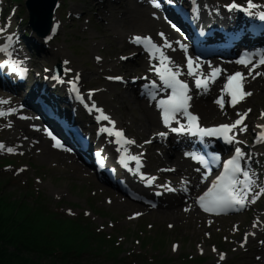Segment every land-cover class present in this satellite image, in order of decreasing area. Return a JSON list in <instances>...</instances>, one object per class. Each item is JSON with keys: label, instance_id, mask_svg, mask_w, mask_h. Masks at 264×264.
<instances>
[{"label": "rangeland", "instance_id": "rangeland-1", "mask_svg": "<svg viewBox=\"0 0 264 264\" xmlns=\"http://www.w3.org/2000/svg\"><path fill=\"white\" fill-rule=\"evenodd\" d=\"M25 1L3 0L5 12L4 9L0 10V21L3 12L6 20L0 23V32H4L3 39L12 37L10 41L15 42L13 46L27 59L29 64L35 56L34 64L37 67L31 64L33 70L29 82H49L52 74H49L46 69L52 71L61 61H66L70 63L68 70L70 73L80 74L81 78L84 76L81 85L87 98L91 99L92 94L91 100L100 103L97 94L105 84H101L100 87L92 82L103 74H95L93 80H88L85 75L92 76L93 71H98L96 68L97 65L99 66L98 62H117V51L124 50L121 48L124 40L121 39L119 29L109 26V23H112L113 3L116 0H60L56 12L57 21H55L58 32L54 41L49 44L45 43V45L27 28L28 15L25 10ZM237 1L240 2V0ZM259 3L264 4V1ZM133 33L142 36L144 34L140 29L131 30L130 36ZM26 44H29V48ZM36 46H38L37 50ZM48 50L49 56H46ZM122 54L128 61L133 60L131 56L135 57L138 63L140 51L139 53L135 50ZM132 64L135 65V62H122L120 68L122 66L126 70L129 67L131 69L129 68L128 72L124 69L114 72L117 74L114 78H124L122 85L132 84L136 87L141 84L143 86L147 83L144 82L146 73L140 70L141 64L137 66ZM104 73L108 72L104 71ZM112 90L106 93L108 100L103 107L107 112L122 114L123 110H117L118 104L113 99L117 91L112 92ZM260 93L261 96L249 98L239 112L240 114L247 113V118L252 121L246 138H244V148L254 156L252 169L256 176V195L254 201L250 202L252 207L249 206L247 211L232 219L212 221L202 215L196 218L191 217L189 220L182 218L179 221L159 219L153 215L136 219L139 210H128L122 206L130 204L127 198L106 190L88 171L82 172L77 160L75 161L71 154H67V151L66 156L70 158L69 161L62 162L59 157L55 156L45 160L47 154L38 149L39 143L33 144V141H28L23 132L22 123L17 124L16 120L10 118L0 120V143L5 146L0 151V162L9 159L14 164L13 169L0 170V181H3L5 176L11 179L5 183L4 190L7 195L3 192L4 196L14 198L11 199L16 202L22 201L24 205L27 204L26 206L33 208L37 207L33 193L39 194L38 204L40 205L25 211V214H28L32 220L38 221L36 227L41 226L42 223L48 224L52 220L50 215L46 219L45 206L48 210L61 214L55 218L63 216V218L75 220L80 217L85 222H89L84 227L90 226L91 223L95 230L106 234L113 233L119 238L123 249L117 264H137L136 262L142 261L145 257L166 260L170 264H185L187 259L203 260L200 264H264V224L260 229L252 230L254 222L264 216V146L253 149L254 137L249 135L259 120L264 123V115H262L264 114V90ZM23 97L24 95H21L18 99ZM133 104H131L133 112L138 114ZM17 106L20 110L25 108L22 99ZM28 114L39 126L44 138H49L37 117L32 112ZM237 114L230 113L227 118L219 117L208 122L207 125L232 121ZM128 116H130L128 112L123 114L122 119L126 121V125H122L120 129L126 130L132 139L135 137L142 141L144 136L138 134L135 127L130 125L127 120ZM8 148L14 151L9 152ZM160 150L148 153L145 163L147 168L144 171L148 172V177L152 175L151 179L163 174L162 159L164 156L161 155ZM162 179L165 183L167 182L164 176ZM202 189L195 195L199 194ZM152 239L153 242L149 243ZM158 241L163 246L160 249L156 246ZM131 252L139 254L129 256ZM41 257L33 253L28 257L27 263L60 264L54 259ZM78 261L79 264H105L110 259H106L105 256H89L83 259V262L80 260L71 262L77 263Z\"/></svg>", "mask_w": 264, "mask_h": 264}, {"label": "bare ground", "instance_id": "bare-ground-1", "mask_svg": "<svg viewBox=\"0 0 264 264\" xmlns=\"http://www.w3.org/2000/svg\"><path fill=\"white\" fill-rule=\"evenodd\" d=\"M171 0H156V3H149L146 4V0H116L115 3H113V11H112V23H109V26L113 28H117L120 31L121 39L124 40L122 43L123 46L121 48H124V50H118V61L112 62V61H102L101 63L98 62L99 66L97 65L96 68L98 71H93L92 76L85 75V78L88 80H93L95 74H103V76L99 78H95V80L92 82L95 86L101 84H105L101 90L98 91V96L100 98V106L101 108L99 110H102L104 115L109 117V120H102L106 124L109 125L110 128H113L115 130L120 129L122 125H126V121L123 118V114H130L128 116V121L130 122L131 126H134L137 130L138 134H141L144 136L142 141H139L137 138H134L135 145L130 144H122V150L128 151V154L130 156H135L139 159V164H137L136 160H133V164H130L129 162L125 163L124 165L126 168H123V163L121 162V159L119 158V153H116L114 149L118 145L117 143V137L112 135L111 140L112 142L115 141L114 147L111 146L112 143H108L105 140H93V134L92 133V122L89 121L84 117L86 114V111H80V120H82V129L85 136H87L90 144V151H94L100 155H102L106 160V166L108 169L115 171L118 178L122 181H125L129 184L131 189L135 192L136 195H138L137 203H130V204H123L122 206H125V208L129 209H137L141 212L143 217L148 216H156L159 219H172L173 221H179L182 218L189 220L191 217H197L200 216V212L198 208L192 203V200L194 198V194L197 190L202 188L203 186L207 185V182L210 178V174L206 171H203L201 168V165L190 158L188 155L184 154L183 150V144L181 143V140L183 141L185 137L187 136H181L177 137L173 135V138L169 142H164V139L161 137L163 135H160L161 133L166 132L167 126L164 124L163 119L161 117V109H159L158 102L157 101H149L145 100L144 96L146 95L145 88L141 85L138 86L136 89L131 87V84L123 87L120 85L119 82L114 83V79H111L114 77V72L125 69V67L120 68V65H122V61L124 60L123 54L124 52H134L135 47L141 45V43H137L134 41V37H142V35L133 33L130 36L131 30L136 31L137 29H140L144 34L143 37H150L151 39H154L158 46L163 50V53L166 57H168L170 64L168 66L173 71H178L181 76H184L185 79H187L191 85H192V91L194 92V89L196 88L195 77H192L188 74V60L191 59L193 61V68L194 71L198 73L197 76L200 75H206L209 77L214 69H220L221 71L218 73L219 77L217 79H214V81H209V87L206 89L207 92L200 95L199 101L198 98L192 97L191 100V109L190 113L193 114H199L201 121L203 124L207 125L208 122H212L219 117H221V109L218 106L213 105L214 97L218 93H221V80L228 70L232 69H239L240 67L238 65H202L198 62V60L189 52L188 48L184 46L182 41L178 38L176 33L169 30L168 26L166 28V23L164 21V18L162 15H159L155 11V7L152 6H158L160 10H162L165 14V17H171L174 20L176 15L172 12L170 8H168L167 2ZM181 2L186 3L187 6L190 7V10H192L193 14H196V8L193 6V4L197 5V2L194 1H185V0H179ZM207 1V0H206ZM218 1V0H216ZM264 0H259L257 2H261ZM222 2L219 1L216 3L217 6ZM170 3V2H169ZM168 3V4H169ZM198 3L200 5L203 4L200 0H198ZM206 5V3H204ZM76 10V9H75ZM200 14L198 13L197 17L195 18V21L197 23V28L202 29L205 31H212L214 34L219 33L222 29L233 27L230 23H225L226 21L223 20V17L217 16L215 13H209L203 10L201 7ZM71 11H73L71 9ZM154 11V12H153ZM208 14V16H207ZM221 14V13H220ZM209 15L211 17L209 18ZM230 19V18H229ZM210 20V21H209ZM57 21V20H56ZM209 21V22H206ZM110 22V20H109ZM105 23L106 20H105ZM216 23V24H213ZM211 26V27H210ZM216 26V27H215ZM127 27V28H126ZM116 30V29H114ZM233 33H242L244 34L246 31L244 30H238V28H234ZM146 33V34H145ZM163 34V35H161ZM235 36V35H234ZM167 42L170 47H165V43ZM42 43V42H41ZM34 44V43H33ZM121 45V44H120ZM264 45V43H260L259 46ZM11 45L7 42H1L0 43V69L7 66L11 62H18V58L14 56L13 51L11 48H9ZM38 46L35 47L37 50ZM140 56L138 57V63L141 64V69L146 73V79L150 81H155L157 85L160 87L159 91H156L151 88H147V93H150V90L152 93L155 94V97H157V94L163 95L165 93V89L162 86L161 81L159 80L158 76H155L153 73H151L152 67L157 65V67L160 66V59L159 55L157 54L155 58L153 56L148 55L149 50L145 52L143 47H139ZM45 52V51H44ZM52 54V53H51ZM46 56H49V50L46 51ZM35 56H33V59H31V64L35 63ZM121 61V62H120ZM129 63V61H128ZM134 65V64H132ZM134 65V66H135ZM156 67V68H157ZM131 69V67H129ZM127 68V72L128 69ZM129 69V70H130ZM5 71H9L13 74V70L11 68H4ZM250 69L242 70L244 71V86L247 87L251 92V96L254 98L261 96L260 92L264 90V73L262 72L264 70V66H260L255 68V70L252 72L251 75H249ZM5 71L1 70L3 74H5ZM104 71H107L108 73H104ZM257 73H260L257 75ZM123 80V79H122ZM125 80V79H124ZM9 82V83H7ZM7 85H2L0 81V97H3V90L6 89L8 91H16L18 93L23 94V91L26 92L27 88H25L21 84H17L9 77L6 78V81L4 82ZM37 83H34V85ZM33 85V86H34ZM44 88L41 90H37L38 93L41 91L44 93H48V90L52 89L53 84L44 83ZM32 86V88H33ZM41 88V86H40ZM113 89V90H112ZM117 91L116 97L113 99L117 102V110H123L122 114H118L116 112H107L106 109L103 107V105H106L107 103V94L110 93L109 91ZM122 90V91H120ZM198 92L199 89L196 88ZM28 92H31L29 89ZM151 94V93H150ZM111 96V95H109ZM53 101L56 105V119L65 118L63 116V111L65 110L64 105L53 98ZM18 102V99H12L8 103L10 106H15ZM26 103H28V100H25ZM77 101H75L73 106H68L69 108H80L77 105ZM132 103H134V107L136 109V112L138 114L133 112ZM64 108V109H63ZM196 108V109H194ZM84 115H83V113ZM99 113V111H98ZM18 116L19 121L22 122V129L25 133L26 139L29 141L38 140L39 148L43 153L47 154L45 156V160H48V158L59 157L62 162L69 161L70 158L66 156L64 153V150L60 147H56V143H52V141L46 140L42 134L41 129L38 127V125L32 120V118L28 114L21 113L18 109L14 110L10 113V117ZM100 113L98 114V116ZM132 116V117H131ZM186 117L178 118L177 120H174L173 125L175 127H183L186 128L185 125V119ZM78 119V120H79ZM114 122L113 123H110ZM119 121V122H118ZM76 123V122H74ZM80 125V124H79ZM97 128V126H96ZM119 131V130H117ZM69 141L73 143V135L69 134L68 136ZM188 138V137H187ZM151 141H155L153 144L150 143ZM162 142L164 145L160 143ZM170 150H169V149ZM157 149H161L160 153L164 156L162 159V163L164 164V176L167 178L169 186H164L159 180L154 181L153 184H151L152 187H150V183H142L138 179H136L134 175L133 170H141V168L144 167V151L149 152L155 151ZM143 151V153H141ZM127 154V155H128ZM128 155V156H129ZM49 156V157H48ZM85 158H87L86 155H84ZM131 160V159H130ZM143 162V164L141 163ZM79 169L86 173L85 170L79 166ZM145 169V168H144ZM199 169V171H197ZM206 177V178H205ZM106 182H110L108 180H105ZM147 181V180H146ZM152 188V189H151ZM169 189H172L171 191ZM161 191V192H159ZM157 194H159L157 196ZM123 201V200H122ZM210 220H215L217 218L213 217H207ZM221 218V217H220ZM257 227V225H255Z\"/></svg>", "mask_w": 264, "mask_h": 264}, {"label": "snow or ice", "instance_id": "snow-or-ice-1", "mask_svg": "<svg viewBox=\"0 0 264 264\" xmlns=\"http://www.w3.org/2000/svg\"><path fill=\"white\" fill-rule=\"evenodd\" d=\"M230 9H236L241 6L233 3L228 6ZM258 6L253 3V0H248L247 10L256 9ZM259 18L264 20V11H261L259 14ZM163 35V34H161ZM137 43H143L144 46L149 50V52L153 55V58L158 54L160 59V66L155 69L156 74L159 77V80L162 82L163 87L165 89H171V95L167 99H161L158 103L159 108L162 110L163 114V122L165 125H168L172 119H175L177 113L183 114L187 116L189 125L188 130L193 133L198 132L201 135L205 136H222L226 142L232 143L234 141V137L229 135L233 129L238 128L243 124L244 120L247 117V113L241 114L240 118L231 125H221L218 128L211 129H203L198 125V117L192 115L189 111V100L191 97L187 95L188 93V85L178 79L180 73L178 71H173L168 64L170 61L168 57H166L163 53V50L156 44H154L150 37H134L133 38ZM165 47H170V45L165 43ZM237 63L248 67L252 65L249 70V75L255 70V68L264 65V54H262L259 58V62L256 64L252 63V58L249 56H245L237 61ZM220 69H214L212 74L204 79L197 78L196 86L198 88H207L209 81H214L215 77L220 72ZM188 74L189 75H198L193 68V61L191 59L188 60ZM260 73H257L259 75ZM244 74L240 72H236L233 75L228 77V83L225 86V90L231 96L232 105L235 106L245 97L250 96V92H245L243 90V80ZM119 79V78H117ZM155 87V84L152 85ZM151 98L155 99V94H151ZM0 103H7V101L0 100ZM217 104L223 108V98L216 101ZM93 107H95L93 105ZM100 115L98 119L109 120V117L104 115L102 110L97 109ZM250 111V110H249ZM6 113L0 112V116L5 115ZM264 115V114H262ZM110 123L111 122L109 121ZM185 129L181 128H173L172 131L181 132ZM241 131L246 130V126L240 128ZM101 131L108 133V135H114L117 137V143L122 144H130L133 141L127 140L124 138L122 131H117L113 128H104ZM51 136L52 134L49 133ZM160 135H164L161 133ZM55 139V137H53ZM261 139L264 140V133L261 134ZM56 147H61L59 140L56 141ZM5 146L0 144V149H3ZM7 151H14L12 148H8ZM242 152L239 148L235 150V157L227 160L223 164L224 171L223 173L216 178V180L212 183L211 187L199 197L198 203L200 207L205 212H214L216 214H220L221 212H225L228 210L235 209L237 207L243 208L246 206L249 193L252 190L253 179L250 176L248 171H245L241 168L239 160L242 156ZM129 159L136 160L137 164H139V159L135 156L128 157ZM214 161L219 160V157H213ZM202 164L208 166L207 161L200 159L199 161ZM199 171V169H197ZM242 175L243 179H239ZM206 178V177H205ZM148 183H152V180L149 179ZM170 191L172 189H169Z\"/></svg>", "mask_w": 264, "mask_h": 264}, {"label": "trees", "instance_id": "trees-1", "mask_svg": "<svg viewBox=\"0 0 264 264\" xmlns=\"http://www.w3.org/2000/svg\"><path fill=\"white\" fill-rule=\"evenodd\" d=\"M3 192L0 185V264H30L27 260L33 253L43 259H54L60 264H79V261H71L83 262L84 256L89 253L109 255L118 263L121 251L115 247L112 237L82 227L74 220L55 218L54 215H50L52 220L48 224L42 223L36 227L38 221L25 214L26 209L32 210L34 207L24 205L22 201H13ZM48 217L49 213L46 219ZM152 264L168 263L163 260Z\"/></svg>", "mask_w": 264, "mask_h": 264}, {"label": "water", "instance_id": "water-1", "mask_svg": "<svg viewBox=\"0 0 264 264\" xmlns=\"http://www.w3.org/2000/svg\"><path fill=\"white\" fill-rule=\"evenodd\" d=\"M59 0H28L31 28L42 38L49 36Z\"/></svg>", "mask_w": 264, "mask_h": 264}]
</instances>
